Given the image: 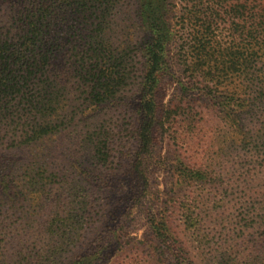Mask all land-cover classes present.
I'll return each instance as SVG.
<instances>
[{"label":"rangeland","instance_id":"rangeland-1","mask_svg":"<svg viewBox=\"0 0 264 264\" xmlns=\"http://www.w3.org/2000/svg\"><path fill=\"white\" fill-rule=\"evenodd\" d=\"M29 2L0 0V35L8 34L9 44L17 42L14 19ZM138 3L86 0L63 8V20L50 28L55 38L47 35L34 47L39 55L48 54L44 76L33 75L27 91L10 101L1 86L9 78L12 91L28 68L22 73L14 55L0 65V143L10 142L11 135L2 140L5 127L11 132L18 125L60 129L29 147L5 151L0 146V174L8 184V190L0 185V238L10 264L19 263L15 255L45 252L39 264H63L74 244L54 243L58 239L49 234L50 226L57 219L83 217L84 206L96 221L88 236L92 251L103 255L101 264H176L173 242H165L168 247L151 234L162 210L167 237L186 240L183 230L190 227L189 238L202 233L210 239L206 248L192 243L196 264L229 263L234 255L232 264H264L263 88L251 95L262 96L251 117L238 115V109L222 111L206 96L181 88L186 78L178 51L171 49L170 71L156 94L152 144L137 163L132 131L139 117L145 39ZM235 12L229 9L224 18L228 48L235 46L231 35L240 22ZM231 53L227 61L237 58ZM244 81L229 73L223 99L242 90ZM97 149L106 157L101 159ZM201 254L210 258L203 262ZM220 254L230 255L219 261Z\"/></svg>","mask_w":264,"mask_h":264},{"label":"trees","instance_id":"trees-1","mask_svg":"<svg viewBox=\"0 0 264 264\" xmlns=\"http://www.w3.org/2000/svg\"><path fill=\"white\" fill-rule=\"evenodd\" d=\"M37 1L35 3V0H30L31 6L20 11L14 19L17 24L16 43L19 48L16 43L13 45L8 43L12 41L8 34L0 35V65L3 64L2 62H8V58L14 55L19 60L17 64L22 73L28 68L25 71L26 74L17 79L15 88L12 86V91H9L10 79L7 78L4 81L5 84L1 86L3 88L1 95L5 101H10L11 95L27 91L29 80L33 75L44 76L48 54L39 55L34 52V47L37 44L42 45L41 42L47 35L52 36V39L55 38V31L50 28L53 22L56 24L63 20V8L86 3V0ZM138 2L136 17L145 39L141 43L143 79L139 93V117L135 130L132 131V137L138 145L135 161L140 164L143 153H148L152 144V129L154 124H157L158 118L156 94L161 78L170 71L171 49L176 48L178 51L177 62L186 78V84H181V88L206 96L210 102H213L214 107L222 111L235 112L238 109V115L240 113L251 117L256 101L262 97L251 98V95H255L260 88L264 89V0H138ZM229 9L236 11L235 13L240 16V22L234 25L231 35L235 45L231 48H228L229 43L226 42L228 35L224 33V18ZM40 19L44 20L46 25L40 26L38 24ZM11 47L12 50H10ZM23 47L24 50H22ZM228 51H232L231 54L237 58L227 61ZM258 65H260L259 69H257ZM232 72L245 80L240 90L244 93L237 95L240 91H231L229 95L232 98L227 97L228 100H224L223 94L226 91H223V88L229 73ZM263 89L261 91H264ZM56 95L57 90L52 92L50 97L54 98ZM5 128L2 140H5V136L11 135L9 143H0V146L4 145L5 151L29 147L46 136L57 134L60 130L52 125L39 124L18 125L12 132L8 127ZM96 152L101 159L106 157L103 149H97ZM0 185L8 190V184L1 174ZM82 209L83 217L76 216L72 222L65 223L57 219L50 226L49 234L52 238L58 239L54 243L63 241L66 246L74 244L72 248H75V251L63 257V264L102 263L103 255L98 251H92L94 248L92 237L88 236L94 230L96 221L90 213H86L88 212L86 206ZM162 211L157 221L153 220V224L150 225L151 234L163 244L173 242L177 251L174 254L176 264H196L195 256L191 252L196 248H192V243L197 245V248H206L210 239L202 233L201 236L189 238L188 231L191 229L184 228L185 222L182 225L186 229L183 230L186 240L179 239L178 242L167 237L170 229L164 219L165 210ZM69 238L75 241L70 243ZM1 240L0 238V264H10L4 259V244L1 246ZM52 254L54 257L57 255L55 252ZM229 255L220 254L219 261L227 259ZM45 256L47 252L14 257L18 258V264H39ZM198 256L203 258V262L210 258L209 255ZM237 256L234 255L229 263L222 264H232Z\"/></svg>","mask_w":264,"mask_h":264}]
</instances>
